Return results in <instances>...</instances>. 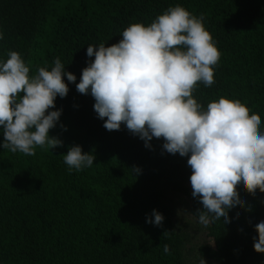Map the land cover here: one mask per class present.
Segmentation results:
<instances>
[{
    "label": "trees",
    "instance_id": "1",
    "mask_svg": "<svg viewBox=\"0 0 264 264\" xmlns=\"http://www.w3.org/2000/svg\"><path fill=\"white\" fill-rule=\"evenodd\" d=\"M177 4L203 16L220 52L214 83L198 82L194 98L202 106L221 96L238 100L264 131V0H0V59L18 52L31 76L59 57L76 76L72 83L62 77L68 92L50 109H61L49 130L60 146H37L32 156L0 147V264H187L188 235L176 229L165 203L168 189L184 194L197 219L201 204L186 185L187 156L164 151L162 138L146 148L123 124L106 130L94 99L75 88L93 59L87 45L115 44L130 24L147 25ZM73 145L92 152L93 166L69 171L63 155ZM236 191L249 210L229 211L226 226L209 224L213 246L198 245L197 253L216 264H264L252 247L264 193ZM153 209L163 216L160 226L145 223Z\"/></svg>",
    "mask_w": 264,
    "mask_h": 264
},
{
    "label": "clouds",
    "instance_id": "2",
    "mask_svg": "<svg viewBox=\"0 0 264 264\" xmlns=\"http://www.w3.org/2000/svg\"><path fill=\"white\" fill-rule=\"evenodd\" d=\"M120 36L107 47L87 45L85 55L93 59L81 70L77 92L94 99L92 108L106 130H119L123 124L144 147L162 138L164 151L187 156L191 196L201 204L194 213L198 223L207 228L219 220L226 226L229 211L249 210L238 199L237 187L249 194L264 193V131L259 130L258 116L250 115L238 100L221 96L202 106L194 98L198 82L205 87L214 83L220 59L203 16L177 4L147 25L130 24ZM29 71L16 51L0 59V147L32 156L37 146L49 150L62 144L49 136L61 109H50L57 96L68 92L62 77L72 83L76 76L65 70L59 57L50 70L39 67L31 76ZM94 159L79 145L63 155L69 171L91 167ZM132 171L138 174L140 169ZM162 221L155 209L151 219L146 214L145 223L160 226ZM253 230V250L264 254V220ZM163 251L168 254L167 244ZM198 264H205L201 256Z\"/></svg>",
    "mask_w": 264,
    "mask_h": 264
},
{
    "label": "rangeland",
    "instance_id": "3",
    "mask_svg": "<svg viewBox=\"0 0 264 264\" xmlns=\"http://www.w3.org/2000/svg\"><path fill=\"white\" fill-rule=\"evenodd\" d=\"M186 185L191 190L190 182ZM165 203L173 212V221L176 229L188 235V242L185 246L187 264H198L200 256L197 253V246L201 244L213 246V241L207 235L205 227L198 223V220L190 214V201L184 194L168 189ZM203 259L205 264H216L205 258Z\"/></svg>",
    "mask_w": 264,
    "mask_h": 264
}]
</instances>
